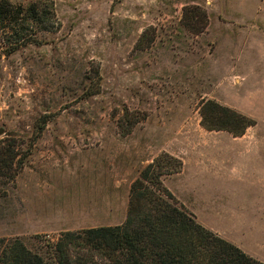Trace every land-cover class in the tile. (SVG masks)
Returning <instances> with one entry per match:
<instances>
[{"label":"rangeland","instance_id":"1","mask_svg":"<svg viewBox=\"0 0 264 264\" xmlns=\"http://www.w3.org/2000/svg\"><path fill=\"white\" fill-rule=\"evenodd\" d=\"M42 1L57 29L0 57V142L20 149L0 168V239L51 260L66 232L122 225L132 184L168 153L187 163L168 190L264 263V0ZM208 100L257 125L208 132Z\"/></svg>","mask_w":264,"mask_h":264},{"label":"trees","instance_id":"2","mask_svg":"<svg viewBox=\"0 0 264 264\" xmlns=\"http://www.w3.org/2000/svg\"><path fill=\"white\" fill-rule=\"evenodd\" d=\"M56 29V14L48 3L39 0L26 6L0 0V57L39 44L40 34ZM201 116L208 132H227L235 138L257 125L253 118L214 100L202 103ZM4 143L0 142V168L9 169L13 165L8 162L15 161L19 146L6 148L1 146ZM24 162L20 161V167ZM183 168V162L168 153L147 166L132 184L129 212L122 225L66 232L52 246L51 260L19 239L3 238L0 264H101L89 260V254L105 264H264L201 225L168 190L163 177L179 174ZM83 251L85 255L80 254Z\"/></svg>","mask_w":264,"mask_h":264},{"label":"crops","instance_id":"3","mask_svg":"<svg viewBox=\"0 0 264 264\" xmlns=\"http://www.w3.org/2000/svg\"><path fill=\"white\" fill-rule=\"evenodd\" d=\"M195 153H196V155L192 152V150H191V153L192 154H194L193 155V157L195 158V160H196V163H197V165L199 166V167H202V158L200 159V158H198L197 157V154H198V152H197V150H193ZM201 152V151H200ZM199 163V164H198ZM187 167V163H186V160H185V167L184 168H186ZM184 172V171H183ZM183 173H181V175H182ZM183 204H184V206L186 207V208H188L189 210H190V208H189V206L187 205V204H185L184 202H183ZM191 211V210H190ZM192 212V211H191ZM204 225V224H203Z\"/></svg>","mask_w":264,"mask_h":264},{"label":"water","instance_id":"4","mask_svg":"<svg viewBox=\"0 0 264 264\" xmlns=\"http://www.w3.org/2000/svg\"><path fill=\"white\" fill-rule=\"evenodd\" d=\"M1 134V133H0Z\"/></svg>","mask_w":264,"mask_h":264}]
</instances>
